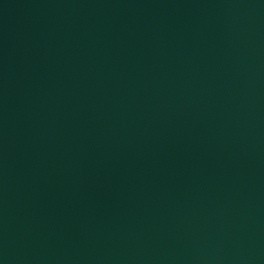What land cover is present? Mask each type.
Returning a JSON list of instances; mask_svg holds the SVG:
<instances>
[{"label":"water","instance_id":"water-1","mask_svg":"<svg viewBox=\"0 0 264 264\" xmlns=\"http://www.w3.org/2000/svg\"><path fill=\"white\" fill-rule=\"evenodd\" d=\"M0 264H264V0H0Z\"/></svg>","mask_w":264,"mask_h":264}]
</instances>
